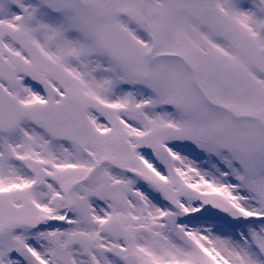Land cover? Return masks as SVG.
I'll use <instances>...</instances> for the list:
<instances>
[{
    "label": "snow or ice",
    "instance_id": "snow-or-ice-1",
    "mask_svg": "<svg viewBox=\"0 0 264 264\" xmlns=\"http://www.w3.org/2000/svg\"><path fill=\"white\" fill-rule=\"evenodd\" d=\"M0 264H264V0H0Z\"/></svg>",
    "mask_w": 264,
    "mask_h": 264
}]
</instances>
